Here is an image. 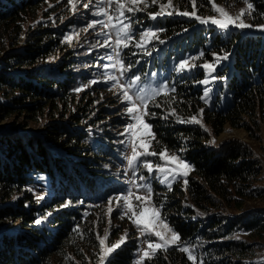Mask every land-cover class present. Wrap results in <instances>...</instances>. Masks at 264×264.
<instances>
[{"label": "trees", "instance_id": "16d2710c", "mask_svg": "<svg viewBox=\"0 0 264 264\" xmlns=\"http://www.w3.org/2000/svg\"><path fill=\"white\" fill-rule=\"evenodd\" d=\"M166 2L147 0V6L140 7L150 17ZM173 3L180 11L192 10L190 0ZM214 3L226 8L251 3L250 24L264 25V0ZM212 8L209 0H197L198 15L212 16ZM70 9L67 0H0V264L101 261L97 236L102 237L107 227L109 197L102 192L106 182L100 177L105 176L106 162L116 167L121 153L111 151L116 136L109 135L103 142L107 148L97 152L89 131L114 128V110L106 105L117 101L103 82L104 59L84 63L79 51L68 48L64 32L70 24L58 25L71 16ZM35 23L37 29L30 27ZM156 23L163 29L160 39L188 27L174 19L160 18ZM213 53L228 55L216 72L225 78L222 105L211 107L202 98V89L180 83L175 92L149 103L155 113L145 117L155 134L152 150L183 151L193 169L187 185L177 183L171 190L159 187L154 200L180 234L179 246L190 247L204 264H255L256 246L250 240L264 236V210L251 205L264 201V190L256 186L261 162L244 143L229 140L214 146L212 140L228 128L252 133L264 122V35L216 34L205 50L208 60ZM59 55V60L48 62ZM172 107L176 114L168 115ZM200 109H204L202 117ZM192 116L205 127L179 123ZM38 175L57 183L48 202H38L32 189ZM38 219L48 228L37 224ZM112 221L124 219L114 213ZM126 225L128 240L104 264H134L136 242L132 227ZM116 231H110L114 234L106 238L107 246L113 245L123 228ZM179 246L159 250L145 264H192Z\"/></svg>", "mask_w": 264, "mask_h": 264}, {"label": "rangeland", "instance_id": "374dc122", "mask_svg": "<svg viewBox=\"0 0 264 264\" xmlns=\"http://www.w3.org/2000/svg\"><path fill=\"white\" fill-rule=\"evenodd\" d=\"M85 3H89V0H77L75 10H73L72 5H70L71 16L67 17L65 20H62L61 23L58 25V27H65L70 24V26L66 27V30L64 32L65 40L67 42L68 48L75 49L80 52L78 54H80V57L82 58V60H84V63L86 61H90L92 58H93L92 62H94L93 60L96 61L100 59V57H103V55H105V57L107 55H114L111 48L101 47V45L103 44L102 41H104L105 39V36L100 34L102 26L97 24L95 27L91 29L87 27V25L93 20H105V22H107L106 17L93 15V13L98 10L97 0H92V3L89 5L88 8L83 7ZM215 4L217 6L224 7L222 4H217V3ZM103 6L104 5H99V7H103ZM224 8L232 16H236L237 14H239L241 9L245 10V15L242 17V19L244 20L245 23L250 24L249 18L252 11L251 9L247 8L246 4L243 6H237V7L232 6L231 8H226V7ZM109 11L113 16L116 15L114 11V5L112 9H109ZM169 11H173V9H169ZM176 11H180V10H178L175 7V11L173 15L169 16L165 14V15L157 16L156 19H152L151 16L149 17L145 15L144 11H137L131 14L126 13V15L131 17V26L133 32L135 33V39H138L139 33L145 30L156 31L159 36V27H158L159 25L158 23H156V21L157 19L160 18L164 21H167L169 19H174L177 22L181 21L183 22L181 25L182 27L183 26H188V27L180 34L172 35L166 39L159 38L153 40L150 44L146 46V50L137 49L134 46L135 45V39H134L130 43L129 47L122 51V57L123 60L125 61V64L133 65L131 70L128 73H126L125 76L123 77L124 80L129 79L134 74H140L142 76V82H144L145 84H149V85L167 84L170 90L171 87L180 83L182 85L187 86V88L194 87L197 89H202L204 91V87L197 83V81L205 78V71L203 69L196 67L192 72H184V73H179L175 71L177 65L182 59H188L190 64L194 63L196 65H199L206 60L211 61L212 59L208 60L207 57L205 56V50H207L210 47L211 37L216 34L220 35L221 37H228L233 32H236L239 35H246V36L264 35V31H261L259 27H252L249 29H239L234 26H230L229 29L225 31L211 23L201 24L194 17L178 15L176 14ZM211 12L213 15L206 17L215 16L219 18L218 13H216L213 8ZM137 14H141L142 17H137L136 16ZM113 23H116V21H113ZM30 27L37 29L38 26L35 23ZM56 27L57 26H55L54 28ZM104 31L109 32L112 35L113 40L115 39L114 29H104ZM68 37H71L70 41ZM160 40H163L164 43L161 44ZM92 43L96 47H93V45H91ZM149 52L151 53V55L148 54ZM201 52L204 53L203 57L199 59H191L194 57H199V54ZM133 53L136 54L133 55ZM94 54L95 57H92ZM60 57L61 55L53 56L49 59L48 62L54 63L55 61L59 60ZM109 63L111 62L108 61L107 59H104V64H109ZM225 64L226 61L224 59L218 65L217 71L221 70ZM86 66L87 65L85 66L83 65V67L85 68ZM43 67H45V65ZM107 71L111 74L119 75V72L117 70L107 69ZM103 73H105V71H103ZM153 73L156 74L155 77L152 76ZM214 75L217 74L214 73ZM107 84L111 87V92L109 94L111 95L112 99L117 101L116 104L109 103L106 105V108H110L109 110H111V112L114 110V117L112 120V124H114L115 126L113 129L111 127H109V129H106L107 126H105L103 128H96L89 131L91 134H93L91 135V137L93 138L92 139L93 145L94 148L97 150V152H99V150L103 151L104 148L107 146V145L105 146L103 142H105V140L109 135L113 137L116 136L114 137L115 141H114V145H112L111 151L113 150L114 152L121 153L120 154L121 159L120 161H118V164H116V167L112 168V166H109L106 162L104 166L105 168L103 169L105 176L102 178L100 177L101 180L106 182V184H103L101 187L103 194L108 196L109 198H113V203L109 205L111 206L112 211L109 213L108 211L109 206L105 208L106 213H108L107 214L108 221H107V227L103 228L102 238L105 237L106 232H107L106 238L109 235L113 237L114 232L110 234L111 230L118 231L120 228H123L122 231L123 233L113 241V245L119 243L121 237L128 232L126 224H129L133 229L131 233L132 240L136 242L137 251L134 260V264H136V261L138 260L139 256L142 254L141 250L147 248L145 239H149V238L141 236L138 229L131 223V221L126 216L123 218L124 221L121 223L112 221V216L114 213L119 215V218H121L123 212L122 207L117 206L114 198L117 194L127 192V190L130 187H132L131 184L132 180H136L139 183L140 182L138 179L139 175L147 176V173L142 167H138V169L135 170L136 175H134L133 174L134 170L128 168L127 158L131 155L132 150L130 145L128 144V137L126 135H122V133H124L125 131V125L130 123L131 120L129 116L126 115L125 113L126 105L121 102V98L118 94V89L112 87L111 83H107ZM223 85H224V79L217 80L209 85L212 91L210 93L209 98L205 100L209 105H211V107L213 106V103L220 105L224 103V99H226V96L224 94L225 90L223 89ZM117 110H120L119 113H116ZM179 123H181L182 125L195 124L190 122H179ZM197 125L201 126V124H197ZM201 127H205L204 124ZM36 128H37L36 126H33L34 130H36ZM252 130L253 132L249 133L246 130H241V129L236 130V129L228 128L222 135L218 137H213V140L215 142L214 143L212 142V144L215 146L223 142L233 140L248 145L253 150L254 155L261 162L262 174L256 186L264 190V122L261 123L259 127L252 128ZM119 138H123V139L119 140ZM172 153L178 154L179 156H181L182 159L186 161V159L183 157V153H184L183 151H176ZM149 159H152L153 161L158 160L157 157H150ZM191 171H189L186 179L189 177V175H191ZM151 183L154 193H155V189L159 187L169 190L167 185L160 184L154 178H151ZM177 183L184 184V178L171 181L172 188ZM56 188H57V183L52 178L46 175H38L34 179L32 185V189L37 194V196L44 197V199L38 202L41 201L48 202L52 197V195L55 193ZM133 191H135V189H133ZM141 194H143V190H141ZM153 202L155 203L154 195H153ZM251 206L256 207L258 209L262 208L264 210V201L256 202ZM161 214H162V209H161ZM42 224L46 225L45 221H42V223H40L39 225ZM46 228H48L47 225ZM50 230L52 229L50 228ZM150 239L155 240L154 237H151ZM127 240L128 237L126 238L125 242ZM250 242H254L256 246L254 253V260H253L254 263L264 264V236L262 240H255V241L250 240ZM105 245H106V239H105ZM99 264H101V261Z\"/></svg>", "mask_w": 264, "mask_h": 264}, {"label": "snow or ice", "instance_id": "6c2138e0", "mask_svg": "<svg viewBox=\"0 0 264 264\" xmlns=\"http://www.w3.org/2000/svg\"><path fill=\"white\" fill-rule=\"evenodd\" d=\"M67 2L72 5L73 10H75L77 0H67ZM151 4H157L159 0H150ZM212 3V7L216 13H218L219 18L213 17H201L197 14V0H190L191 11H176V14L182 16L194 17L201 24L211 23L218 26L220 29L227 31L230 26H234L239 29H249L254 27L252 24L245 23L242 17L245 15V10L241 9L240 13L236 16L230 15L224 7L217 6L214 0H209ZM247 3V0H245ZM92 3L83 5L84 8H88ZM98 10L93 13L95 16H103L107 18L105 20H93L87 27L89 29L95 27L97 24L101 25V35L105 36L103 44L101 47L111 48L114 55H107L101 59H107L111 63L104 64L102 67L105 69V79L103 82L111 83L112 87L118 89V94L121 98V102L126 105L125 113L129 116L131 122L125 125V131L122 135L128 137V144L131 147V155L127 158L128 168L134 170L133 174L136 175L138 167H142L146 173L145 175H139V183L136 180H132L130 187L127 192L120 193L115 196V202L118 207H122L123 212L121 218L125 216L131 221V223L138 229L141 236L148 237L145 239L147 248L141 250V255L139 256L136 264H145V261L151 259L159 250L167 251L169 248L178 247L181 243L180 234L170 226L167 222L166 217L161 214L162 205L157 206L153 202V187L151 183V178L157 180L160 184L167 185L168 189L171 190V181H175L180 178H184V184L187 185L188 181L186 179L189 171L193 170L191 165H189L184 159L178 154H169L166 147L161 148L159 151L152 150V141L155 140V134L152 132V126L146 122L145 117L155 116V113L149 110V103L154 102L155 99L161 94L168 96L169 91L175 92L176 88L173 86L169 90L167 84L159 85H149L142 82V76L140 74H134L129 79L124 80L123 77L128 73L133 67L132 64H125L122 57V51L127 49L130 43L135 39V33L133 32L131 26V17L126 15V13H135L137 11H142L141 5L147 6V0H97ZM99 5H104L99 7ZM114 5V11L116 13L113 16L109 9H112ZM160 11L151 14L152 19H156L157 16L161 15H173L175 11V6L173 0H167L166 3L159 4ZM247 8L251 9L252 4L247 3ZM173 9V11H169ZM250 14V13H249ZM123 18V19H122ZM116 21V23H113ZM128 21V22H125ZM261 31H264V25L257 26ZM104 29H114L115 39L113 40L112 35L109 32H105ZM163 31V29L159 30ZM69 41L71 37H68ZM159 39L158 33L153 30H145L139 33L138 39H135V47L137 49L146 50V46L150 44L153 40ZM99 43V42H98ZM160 43H164L160 40ZM93 47H96L93 45ZM136 53H133L135 55ZM151 55V53H148ZM213 59L211 61H204L203 63L196 65L194 63L190 64L188 59H182L177 65L175 71L179 73L192 72L196 67H199L205 71V78L197 81L198 84L204 87V99H208L212 89L209 87L210 84L217 80H223L224 77H219L214 75L217 72V67L222 60L227 59L228 55L225 54L220 56L217 53H213ZM204 56L201 52L199 57H194L191 59H199ZM107 69H114L119 72V75L111 74ZM155 73L152 74L155 77ZM98 81L93 80L92 83H97ZM76 91H81V89H76ZM156 107L161 105L156 104ZM204 109L199 110V115L203 116ZM176 108L172 107L168 115H175ZM165 119L168 117L165 116ZM180 122H190L195 124H201L203 126L201 119L197 116L190 117L187 121L180 120ZM207 131V129L205 128ZM159 143V141H156ZM215 142L214 140L212 141ZM150 157H157V161L149 159ZM135 189V191H133ZM143 190V194H141ZM44 199L43 196H38L37 200L40 201ZM109 205L113 203V198H109ZM68 204L62 205V207H67ZM109 213L112 211L111 206L108 208ZM46 219V217H45ZM37 224L41 223V220L35 221ZM105 237L97 236L101 248V264H104L106 258L114 252L121 244H123L127 238V233L121 237L119 243L112 246L105 245ZM154 237L155 240L150 239ZM179 251L187 254V258L192 264H204L202 259H198L197 256L193 254V250L188 246H179Z\"/></svg>", "mask_w": 264, "mask_h": 264}]
</instances>
